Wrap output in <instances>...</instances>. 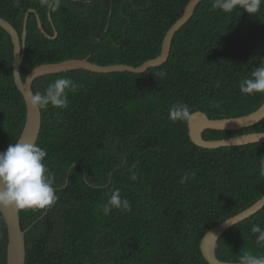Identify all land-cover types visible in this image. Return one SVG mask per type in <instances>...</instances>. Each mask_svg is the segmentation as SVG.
Masks as SVG:
<instances>
[{
    "label": "trees",
    "instance_id": "trees-1",
    "mask_svg": "<svg viewBox=\"0 0 264 264\" xmlns=\"http://www.w3.org/2000/svg\"><path fill=\"white\" fill-rule=\"evenodd\" d=\"M188 2L61 0L50 21L40 0H0V17L21 36L25 14L34 9L54 36L46 37L36 13L29 14L20 69L25 80L40 64L76 58L139 66L160 54L167 30ZM212 4H198L160 66L142 73L75 69L34 80V93L61 77L82 87L69 92L68 108L41 109L36 145L47 152L59 199L48 209L19 210L27 229L25 264H209L200 250L204 234L264 195V143L202 148L191 141L188 122L168 118L176 103L189 105L192 113L229 118L264 102V93L239 89L264 66V4L255 14L239 7L224 12ZM161 71L163 78L155 75ZM25 118V100L13 76V42L0 26V151L18 140ZM252 132H264V119L202 135L222 139ZM133 165L135 181L129 178ZM185 172L195 177L181 182ZM113 188L131 207L104 215L100 205ZM254 224L264 228V208L218 238L217 257L237 262L247 250L264 255L251 232ZM7 240L0 212V264H6Z\"/></svg>",
    "mask_w": 264,
    "mask_h": 264
},
{
    "label": "water",
    "instance_id": "water-1",
    "mask_svg": "<svg viewBox=\"0 0 264 264\" xmlns=\"http://www.w3.org/2000/svg\"><path fill=\"white\" fill-rule=\"evenodd\" d=\"M203 0H189L183 15L177 19L167 30L161 52L158 56L148 59L139 66L128 64H110L99 65L88 58L68 59L56 63H44L36 66L23 80L20 75L21 63L25 52V40L27 35L28 16L31 12L36 13L34 9H29L25 14L23 21V30L20 36L16 28L6 19L0 17V26L4 28L11 36L13 42V76L18 89L21 91L26 104V118L21 135L18 139L30 140L36 144L42 123L41 109L33 108L30 104V98L34 94L32 85L34 80L42 75L63 72L75 69H86L97 73L112 72H132L142 73L150 67H156L164 64L170 55L172 39L175 33L183 27L193 16L196 7ZM49 20L52 21L51 11H48ZM37 24L40 31L48 38L50 36L43 28L39 15L36 13ZM56 35V33H55ZM264 119V102L256 110L246 115L229 118H210L202 111L193 113V119L188 121V131L191 141L202 148L213 149L226 146H239L250 143H264V132H252L230 136L222 139H205L203 132L207 129L215 130H240L248 128ZM264 208V195L254 204L237 213L236 215L220 222L210 228L203 236L200 243V250L203 257L209 264H237V262L223 261L216 255V243L218 238L234 225L249 218ZM0 212L7 225V251L6 264H25L26 262V244L25 233L27 229H22L20 212L15 207L0 206Z\"/></svg>",
    "mask_w": 264,
    "mask_h": 264
},
{
    "label": "clouds",
    "instance_id": "clouds-1",
    "mask_svg": "<svg viewBox=\"0 0 264 264\" xmlns=\"http://www.w3.org/2000/svg\"><path fill=\"white\" fill-rule=\"evenodd\" d=\"M42 6L50 11L60 7L61 0H40ZM264 0H213L212 7L224 12H231L237 7L255 14L260 10ZM100 43L99 37L94 40ZM155 75L165 77L166 72L161 71ZM82 85H77L71 77H61L48 85L43 91H36L30 98L33 108L46 110L49 105L54 108L66 109L69 106V92L75 94ZM240 92L253 95L264 93V66L256 67L251 76L245 78L239 85ZM168 118L173 122H188L193 119L189 105L184 103L174 104ZM47 152L30 140L18 139L10 143L6 150L0 151V206L15 207L18 210H44L51 208L59 199L54 187V176L45 162ZM74 168V165H73ZM133 165L130 180L135 181L137 174ZM260 174L264 175V160L260 164ZM195 177V173L185 172L181 182ZM67 185L65 182L64 186ZM89 187H98L89 183ZM130 202L121 195L119 188L110 190L109 198L100 205L104 215L115 209L130 210ZM251 232L255 235V243L264 248V228L254 224ZM237 264H264V255L254 254L251 250L244 251L239 256Z\"/></svg>",
    "mask_w": 264,
    "mask_h": 264
}]
</instances>
